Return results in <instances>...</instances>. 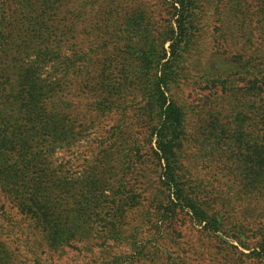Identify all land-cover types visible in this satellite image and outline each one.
Instances as JSON below:
<instances>
[{
    "label": "rangeland",
    "instance_id": "rangeland-1",
    "mask_svg": "<svg viewBox=\"0 0 264 264\" xmlns=\"http://www.w3.org/2000/svg\"><path fill=\"white\" fill-rule=\"evenodd\" d=\"M91 1L60 12L56 43L41 39L39 48L58 45L70 56L67 61L36 60L31 51L22 65L23 76L38 78V90L51 96L40 109L51 116L48 121L56 131L28 145L31 159L42 156L47 164L0 172V264H264V183L246 186L229 148L240 103L230 97L229 87L201 84L199 76L188 77L175 91L186 102L181 167L186 182L198 185L207 198L206 206L224 217V228L214 234L205 223L192 220L188 210L171 214L164 206L174 197L159 179L154 127L160 102L152 97L145 60L159 52L163 56V47L170 56V44L158 43L175 22L170 0ZM206 1L205 43L210 50L201 63L193 62L192 70L203 73L211 54L229 57L228 51L246 45L249 20L260 7L251 0H234L241 21L234 26L235 39L226 42L213 35L227 0ZM17 51L10 48L14 60H20ZM243 85L238 82L239 88ZM14 158L19 166L18 156ZM8 174L13 178L4 180ZM40 174L50 184L36 183ZM82 178L94 180L105 202L81 228L73 227L74 240L54 245L26 208L33 207V199L43 201L48 186L51 192H63L65 181L76 194ZM73 206H63L65 218L72 216ZM116 232L123 233L121 240Z\"/></svg>",
    "mask_w": 264,
    "mask_h": 264
},
{
    "label": "trees",
    "instance_id": "trees-1",
    "mask_svg": "<svg viewBox=\"0 0 264 264\" xmlns=\"http://www.w3.org/2000/svg\"><path fill=\"white\" fill-rule=\"evenodd\" d=\"M251 1L260 7L254 14L256 20H249L252 28L246 45L238 52H226L229 57L220 52L211 54L207 69L203 73L192 70L193 62L201 63V59L207 57L210 50L205 43L207 1L170 0L175 11V22L164 36H159L158 41L162 46L170 44V56H167L163 47V56L159 52L155 57L145 60V69L150 73L149 87L152 97L160 102L157 124L154 127L159 179L162 186L174 197H168V203L164 206L166 211H173L171 214L188 210L192 220L205 223L206 229L209 228L214 234L224 228V222H221L224 217H220V210L214 211L212 206H206L207 198L197 191L198 185L192 186V182H186L181 167V151L186 139V114L182 105H186V102L175 91L181 89L188 77L194 80L197 76L198 82L212 88L229 87L230 97L240 103L241 109L236 118L234 144L229 147L232 149L233 164L240 172L241 179L246 181V186L264 183V0ZM87 2L88 0H0V172L47 164L42 156L32 160L28 154V145L35 144L41 135L50 136L56 131L51 121H48L51 116L46 118L43 113L47 111L41 112L40 109L47 101H51V96L44 95L43 89L41 92L38 90V78L36 81H28L23 76L22 65L31 51L36 60L61 57L63 62L67 61L70 56L58 45L50 48L51 50L39 48L41 39L44 43H56L57 16L59 17L60 12L75 3L86 6ZM90 3L96 5L95 0ZM224 5L226 14L213 36L228 42L229 38L235 39L234 26L241 19L239 12L235 15L239 3L227 0ZM78 14L86 16L90 13ZM12 46L18 49L15 55L18 54L20 60L12 58ZM33 74L37 76L36 73ZM238 82L244 83L243 87L239 88ZM24 121L26 124L22 125ZM15 131L20 133L16 134ZM220 133L221 137L218 138L221 139L224 132ZM15 156H18L19 166H16ZM19 174L18 178L21 179L23 173ZM40 175L42 177H35L36 183L40 186L44 182L46 185L50 184L44 174ZM12 178L10 174L4 176V180ZM77 184L81 185L78 189L76 186V194H71L68 181H65L62 187L65 190L60 194L51 192L52 188L48 186L50 191L45 189L43 201L33 199V207L26 208L54 245H63L74 240L76 229L73 230V227L81 228L93 209L105 202L104 192L96 189L93 179L82 178ZM41 189L42 187L40 191ZM71 202L74 205L73 217L65 218L68 212L63 206ZM116 233L121 240L123 233ZM261 249L264 252V246Z\"/></svg>",
    "mask_w": 264,
    "mask_h": 264
}]
</instances>
